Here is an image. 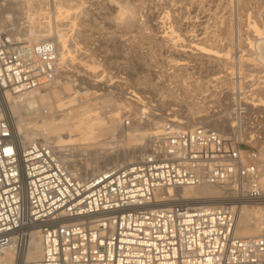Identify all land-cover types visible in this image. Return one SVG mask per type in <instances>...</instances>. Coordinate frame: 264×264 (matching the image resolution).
Instances as JSON below:
<instances>
[{"label": "built area", "instance_id": "obj_1", "mask_svg": "<svg viewBox=\"0 0 264 264\" xmlns=\"http://www.w3.org/2000/svg\"><path fill=\"white\" fill-rule=\"evenodd\" d=\"M10 28L0 22V264L7 249L14 264H264V228L236 235L239 207L264 206L256 152L236 138L231 147L207 124L169 119L152 130L143 155L83 176L54 145L23 144L13 128L7 94L49 86L62 70L54 40L31 42ZM203 184L238 196L161 206L168 189ZM33 234L42 256L24 261Z\"/></svg>", "mask_w": 264, "mask_h": 264}, {"label": "rangeland", "instance_id": "obj_2", "mask_svg": "<svg viewBox=\"0 0 264 264\" xmlns=\"http://www.w3.org/2000/svg\"><path fill=\"white\" fill-rule=\"evenodd\" d=\"M10 1L12 0H0V14L11 16L9 23L13 25L10 27L20 28L23 26L25 28L28 21L36 22L37 29L50 25L46 29L44 28L47 33L51 34L54 39L56 38L59 46L66 45L68 47L66 53L71 56L66 62H63L62 72L57 80L61 83L68 82L73 87H71L70 93H74L75 87L78 89L81 87L82 92L89 89L88 97L96 98V101L100 102L99 110H111L110 114L119 113L121 117L123 116V123L119 125V130L116 129L99 138L101 140L99 148L91 147L88 152L76 149L74 154L66 155L76 168L85 164L82 167V172L85 168L90 169L88 174L84 171L86 174L83 173V176L132 162L135 156H139L145 150L147 139L144 144L139 146V149L142 150L141 153L137 152L133 157V152H131L128 155L129 158H125L122 156L124 149L128 146L132 150L134 149L132 148L134 142H128L127 134L148 133L155 128V122L161 125L173 115L188 121L185 123L188 125L205 124V122L213 128L225 125L222 121H227V112L230 110L227 108H229V102H233V94L230 98H226V94L229 93V88L226 87L230 84L227 82L228 80L225 78L226 80L218 83L223 88L219 97L214 96L212 89L208 92H201V90L206 85L217 84L213 78L218 75V68V71L222 70L220 75L228 76L231 67H235L236 73L233 79L235 82L232 83L235 84L236 90H239V57L249 50L248 47L240 46L239 41L247 38L246 34L251 29L252 23L255 22L260 27L264 24V0H22L25 5L22 10L17 9ZM169 9L176 10L173 14H180L182 23L186 24L184 25L185 29L181 31L182 39L178 41L180 43L174 40L175 43L169 41L168 44L158 40L156 31H153L152 27L156 18L155 21L147 20L148 14L160 12L162 18ZM180 10L183 11L182 14ZM137 13L138 15H136ZM137 21L141 24L139 25ZM188 21L189 23H187ZM36 33L39 35L38 32ZM196 34H206L205 45L222 53L228 52L230 60L228 62L221 61L219 66L218 63L202 62L199 58H194L189 61L190 71L193 74L172 72L175 59H178L175 54L176 47L190 44V36L194 37ZM59 41L64 45L59 44ZM263 46L260 50L264 55ZM253 52H258V50L255 48ZM81 53L83 54L80 55ZM254 62L256 64L254 63L252 66L257 67L258 72L256 73L263 83L259 86L256 84L252 88L251 86L246 87V89L258 86V91L251 92L250 100H252V96H256L261 102L264 97V66L260 61L255 60ZM259 70L263 71L259 72ZM94 79H102L100 84L96 85L98 88L90 83V80L96 83ZM160 79H165V82L174 87L179 94L182 92L181 87L184 83L190 85L192 95L195 97L205 95L201 100L204 103V108L196 114V119L192 118L187 108L183 107L178 111V109H174L175 105L162 102L166 92L163 96L161 92L155 91L152 87ZM246 80V78L243 79L244 82ZM198 83L200 87L196 92L193 89ZM50 86L53 87L54 83ZM43 89L42 91H44ZM64 95L67 94L63 93L62 96ZM81 97L87 98L86 95ZM260 108L264 107L259 106ZM194 111L196 113L197 110ZM259 111L247 115V121L249 126L252 124V128L245 130L248 135L250 131L257 135L258 141L251 143L248 142L249 138L238 140L243 144V149L251 153L256 152L258 155L260 151H264V110L260 109ZM27 117L33 118L34 116L28 115ZM215 118L221 122L218 123ZM125 119L131 120L129 128L123 126ZM211 119L216 121L212 122ZM128 129H132L131 132ZM230 135L234 137L233 134Z\"/></svg>", "mask_w": 264, "mask_h": 264}, {"label": "bare ground", "instance_id": "obj_3", "mask_svg": "<svg viewBox=\"0 0 264 264\" xmlns=\"http://www.w3.org/2000/svg\"><path fill=\"white\" fill-rule=\"evenodd\" d=\"M10 2H12L19 10H22L25 7L22 0H12ZM111 3L113 4V2ZM174 11L176 10L169 9L167 13L164 14L165 16H163L162 18L160 17V12H154V13L148 14L147 16V20L151 19V21L156 18V21L154 20L155 23L153 24L152 27H153V31L154 30L156 31L157 39L160 40L161 42L168 43L169 41L173 42L174 40H177L178 42L182 39L181 31L185 29L184 25L186 24L182 23L180 14H175V15L173 14ZM182 13L183 11H181V14ZM3 15L0 14L1 24L4 27L13 25L9 23L11 21L10 20L11 16H6V15L3 16ZM136 15H138V13ZM136 18L138 19L137 16ZM192 20L195 21V19H192ZM28 22L29 23L27 24V26L24 25L27 27V29L26 27L24 28L23 26L20 28L11 27L10 28L12 29L11 32L14 35H22L31 42H36L42 39H52L56 42V38L54 39L52 35L47 33V30H45L46 27L50 25H47L46 27L44 26L45 29L43 27H40L39 29H37L38 25L36 24V22H33V21H28ZM137 22L139 24V21ZM187 23H189V21ZM252 26H251V29L247 31V34H246L247 38L243 41H241L240 39L239 41L240 46L243 45L244 47L249 48L246 54L243 53L240 55L239 64L237 63L239 65V77H238V81L240 84L239 90H236L235 84L232 83L234 81L233 79L235 78V74H236L235 67H231V70L228 73L230 75L227 74L228 76L224 74L220 75L219 73H221L222 70L218 71L219 70L218 68L217 70L218 75H216V77L213 78L214 79L213 81H217V84L206 85V87L203 90H201V92H208L210 89H212V93L214 94V96L219 97L223 88L221 87V85L219 86L218 83H221V81L223 82V80H226V79L228 80L227 82L230 83L228 84L229 86H226L227 88H229V91H228L229 93L226 94V98H230V96L233 94V102H229V108H227V109H230L229 112H227V115H228L227 121L220 119V120H223L222 122L225 123V125H221L219 128H214V129L221 131L228 138V140H230V142L231 141L233 142L235 138L237 140H245L246 138H249L250 140L248 142H251V143L258 141L259 139L257 135L252 134V131L249 132V135H248V132L246 133L245 131L247 130L246 128H252V124L249 126V122L247 121V118H246L247 115L250 113H254V112H260L259 111L260 109L264 110V108L259 109V106L264 107V97L262 95L261 97H263V99L261 100V102H259V99H257L256 96H252V100H250L251 92H254L255 90L258 91L257 89L258 86L263 83L262 81L259 80L260 76L257 75L258 73H256L258 72L257 67H254L252 65H254L255 63L254 61L256 60V61H260L262 66H264V55L262 53V50H260V48L264 45V24H262L260 27L257 23L254 22L252 23ZM58 28L60 27L58 26ZM36 32H38L39 35H36L37 34ZM189 41H190V44L188 45L187 44L184 45L183 44L184 42L182 41L183 45L176 47L175 54L178 56V59L177 60L175 59L174 66H173L174 70L172 72H178V73L180 72V73L187 74V75L193 74L190 71L191 68H190L189 61L194 58H199L202 62L206 61V62L218 63L219 66H220L221 61L228 62V60H230L228 52L222 53L213 47H208L205 45L207 41L206 34L205 35L196 34L194 37L190 36ZM61 43L62 42H60L59 44ZM173 43H175V41ZM61 45H64V44H61ZM173 45L175 46V44ZM69 46H70V43H69ZM66 48H68L66 47V45L59 46L61 70L63 68V64H64L63 62H66L68 58L71 56L70 54L66 53L67 52ZM255 48L258 50V52H253ZM82 54L83 53H81L80 55ZM256 54L257 56H254ZM202 65L204 66V63H202ZM263 70L261 71L259 70V72H262ZM245 78L247 79L245 82H248L246 84L243 81V79ZM101 81L102 79H96L95 80L96 83H93L90 80V83H92V86L94 85L96 86V85H99ZM165 81H166L165 79H160L155 84L152 85L155 91L161 92V95L164 96L165 95L164 93L166 92V96H164V98L162 99V102L164 104L168 103L171 105H175L176 108L174 109L175 110L178 109V111L180 108L185 107L189 110V113L192 116V118L196 119V114L201 112L202 111L201 109L204 108V103H202L201 100L203 99L205 95H202L201 97L200 96L195 97L194 95H192V89L190 88V85L188 84L186 85L184 83L181 87L182 92L179 94L177 93L174 87L170 86V84L168 85ZM53 83H54L53 87L49 85V86L43 87L45 89L41 88V89L35 90L25 96L8 93L6 97L7 102H8L7 109H8L10 118H11L10 120L13 125V128L23 144H27L29 142H33L36 140H43L45 142H48L54 145L62 153V156L71 162V160L68 159L69 157L67 158L66 155L70 153L74 154V151L76 149L77 151L88 152L89 150H91L90 149L91 147L99 148L101 145V140H99V138L102 136H106L110 132L118 129L119 125L123 123V120H122L123 116L121 117L119 113L110 114L112 112L111 110H108V111L99 110L98 105L100 104V102L96 101V98L88 97V95L90 94L89 89H87L86 92L85 91L82 92L81 87L80 89H78V87H75L73 89L74 93H70L72 86L68 82L61 83V81L56 79ZM256 84L258 86L254 87L255 89L254 88L251 89ZM250 86L251 88L247 90L246 87L249 88ZM199 87L200 86L198 83V85H195V88L193 90L198 92ZM42 89L44 91H42ZM63 93L67 95L62 96ZM82 95H86L87 98L85 99L82 98L81 97ZM164 106H167V105H164ZM194 110H197L196 113ZM28 115H33L34 117L28 118L27 117ZM169 119L173 122L180 123V124L188 122V121H185L183 118L178 117L177 115H173V117L168 118L166 120H169ZM211 120L212 122H215L217 119L215 121L213 119ZM219 122L221 121H218V123ZM155 124H156L155 128L158 127L157 125H160L158 124V122H155ZM201 124H194L190 126H196V125H201ZM205 124L211 127L208 123L205 122ZM123 126L126 128L127 127L129 128L130 125L126 126L125 121H124ZM128 130L131 132L132 129L131 130L128 129ZM152 130H150L148 133L145 132L142 134L141 133L127 134L126 137L127 139H129L128 142L129 141L134 142L132 144L133 146L132 148L134 149L132 150L127 145L128 147L124 149L122 156L126 158L131 152H133V157H134L135 153L137 152L141 153L142 150L139 149V146L145 143L146 139H148ZM228 132H231V133H228ZM230 134H233L234 137L235 136L236 137L234 138ZM232 142L229 143L231 147H233ZM146 150H147V143H146L145 150L141 154H139V156L143 155L146 152ZM263 153L264 151H260V154L258 155L255 161L257 162V164L259 165V167L262 169L264 173ZM82 156H84V154H82ZM136 157H138V155L135 156V158ZM84 166L81 165V167L77 168V170L81 171L83 169L82 167ZM84 171L88 174L90 169L85 168ZM84 171L83 172L81 171V172L85 173ZM261 183L264 186V178L262 179ZM164 193L167 194L166 200L168 201L162 204L161 206H170L174 200L183 201L191 206L217 205V204L223 203L224 201L232 200L236 198V196H238L236 192L231 191L230 188L222 187V186L214 185V184H203L200 186H184L181 188H170ZM163 194H160L159 197ZM263 228H264V206L253 205V204H248L244 202V204L240 206L238 209L236 235L240 238L252 237V236L259 234ZM42 252L43 250H42V243H41L40 237L38 234H33L31 237V242L29 244V247L25 250L24 255L22 256V259L24 261L25 260L34 261V260L40 259L42 256ZM15 259H16V255L12 249L5 250V261L7 264H14Z\"/></svg>", "mask_w": 264, "mask_h": 264}]
</instances>
